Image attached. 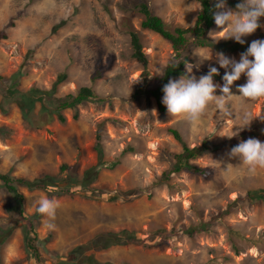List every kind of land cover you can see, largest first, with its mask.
<instances>
[{
  "label": "rangeland",
  "instance_id": "1",
  "mask_svg": "<svg viewBox=\"0 0 264 264\" xmlns=\"http://www.w3.org/2000/svg\"><path fill=\"white\" fill-rule=\"evenodd\" d=\"M141 3L171 28L192 26L201 9L188 0H0V31L8 34L0 41V76L8 79L28 59L20 91L51 90L65 73L55 97L77 94L87 86L104 99L79 107L78 119L66 110L65 123L49 122L37 104L35 123L41 127L35 129L15 103L9 104L7 114L2 112L0 89V131H9L0 132V172L30 180L49 175L59 186L76 183L82 193L49 198L44 191L20 189L30 217L42 198L58 205L54 230L47 228L46 217L35 219L42 261L38 263L26 251L23 229L12 211L14 200L0 182V228L12 232L0 250V264H60L99 234L123 230L135 231L153 246L112 245L94 253L99 263L264 264V202L244 198L249 190L264 189V169L248 174L238 158L230 157L231 149H225L194 161L210 169L211 178L182 171L162 182L175 163L172 154L182 151L170 129L178 130L190 148L205 139L217 145L242 130L238 127L245 110L251 121L245 128L264 125V99L245 104L233 98L227 111L212 103L196 126L160 113L145 90L152 78L162 76L174 51L158 34L141 28ZM259 24L254 34L242 39L250 44L264 40V18ZM130 29L140 33L146 69L133 56ZM220 31L215 24L210 32ZM227 35L225 30L209 36L235 41ZM191 49V75L199 80L210 66L216 67L221 80L213 78L218 85L214 95H223L226 69L216 62L218 52ZM224 55L238 62L241 53ZM97 67L101 78L92 82ZM246 81L242 75L234 82L232 94L240 95L237 88ZM98 136L103 155L96 148ZM254 139L264 143V134ZM63 166L68 169L62 171ZM87 191H96L93 197L98 198H89ZM200 224L209 229L192 237L186 234Z\"/></svg>",
  "mask_w": 264,
  "mask_h": 264
},
{
  "label": "trees",
  "instance_id": "2",
  "mask_svg": "<svg viewBox=\"0 0 264 264\" xmlns=\"http://www.w3.org/2000/svg\"><path fill=\"white\" fill-rule=\"evenodd\" d=\"M194 1L200 4L201 9L195 23L192 26L183 27L175 26L173 28L169 27L164 20L155 15L152 12L151 7L146 3H141L137 8L143 14L144 20L141 22V28L143 30H148L153 33L158 34L164 40H166L172 47L174 54L168 64L163 70L161 77H154L150 80L146 93L154 98L157 102L158 109L160 113L166 114L167 109L162 103L163 99V86L166 85L170 80H176L180 78L181 75L186 74L185 64L192 63L193 59L191 54L188 53L189 50L210 48L218 53L223 54H234V53H244L247 51L250 43L244 41L243 44H239L236 41H216L209 36L210 31L215 26V21L213 14L216 11L214 5L216 0H188ZM239 0H227L228 6L235 10L236 5L240 3ZM264 17H261L263 19ZM64 24L61 23L60 27ZM13 25V24H12ZM131 37V44L134 50V58L143 65L144 69L147 68L148 59L143 53V44L141 40L140 33L134 29L129 30ZM8 34L5 31H0V41L8 39ZM27 60L25 59L18 70L7 79V77L0 76V89L3 97L1 103V110L4 114L9 111V104L15 103L22 112L23 118L26 123L33 124L32 127L40 128L41 125L35 123L38 116L35 114V109L37 104L41 106V113L47 114L48 121L53 122L57 119L61 123H65L66 118L64 112L66 110L74 111V119L79 118V107L84 106L88 102H103L104 99L100 98L92 87H83L77 94H69L65 97L57 98L55 93L59 84L63 83L67 75L65 73L61 74L52 87L51 90H41L38 88H31L30 90L23 92L18 89L20 80L27 75ZM101 71L99 67L96 68L92 76V82L101 78ZM216 81H220V75L213 77ZM8 83V84H7ZM2 134H7L9 131L5 129L0 131ZM170 133L174 138L182 145V151L180 153L172 154L174 160V165L170 172L164 174L163 181L168 183L171 179L173 173H180L186 171L192 174L201 175L206 178L212 177V171L208 168H201L194 163L196 159L204 155L205 153L232 149L237 146L240 142L246 141L249 138H257L264 134V125H254L249 128L242 129L238 132V135L227 139L225 142L220 144H213L209 139H205L200 146L190 148L187 143L183 140V136L176 129H170ZM100 136L96 143L97 151L103 155V150L100 143ZM117 163L112 165L115 168ZM68 169V166H63L62 171ZM0 182L4 187V190L10 194L14 200V205L12 206V211L17 214V219L21 224L22 233L25 241L26 251L34 257L35 261L41 263V255L38 248L39 237L36 232L35 219L40 218L42 215L38 212L30 217L25 213V201L26 197L21 193V188H26L29 191L40 190L47 193L49 198L54 196L60 197L64 194L76 195L82 194L81 189L75 184H67L66 186H59L56 183V178L46 175L42 178H37L30 180L27 178H17L11 174H4L0 172ZM84 184V183H83ZM86 185V184H84ZM89 193L91 195H89ZM96 191H87L86 196L89 198L93 197ZM85 196V194H83ZM245 199L251 201H262L264 202V189L260 190H249L247 191ZM242 200L243 198H239ZM229 213V211H226ZM200 227H193L186 229L185 232L189 236H194L197 232L206 231L209 229L208 225L200 224ZM12 232L10 230H4L0 228V250L2 246L6 243L8 238L11 236ZM135 231L123 230L119 233L108 232L99 234L96 239L92 240L85 246H80L72 250L66 261L60 264H101L94 256L96 251H102L108 249L112 245H127L130 243L142 245L146 248H151L153 245L150 239L147 238H137ZM91 252L88 256V252ZM1 263V261H0Z\"/></svg>",
  "mask_w": 264,
  "mask_h": 264
},
{
  "label": "clouds",
  "instance_id": "3",
  "mask_svg": "<svg viewBox=\"0 0 264 264\" xmlns=\"http://www.w3.org/2000/svg\"><path fill=\"white\" fill-rule=\"evenodd\" d=\"M214 7L216 9L213 14L215 24L222 29L218 33L227 30L226 39H234L237 43L243 44V37L254 34L261 27L259 20L264 17V0H241L236 5L235 11L227 7V0H216ZM218 33L210 32L209 35L212 37ZM216 62L221 68L226 69L223 77L224 84L220 87L223 95H214L218 87L213 82V77L218 75L216 67L210 66L208 73L197 80L194 75H191L194 66L187 63L185 64L186 74L181 75L178 80H170L163 86L162 103L169 116L196 126L202 123L212 103H215L218 109L227 111V102L233 98H239L245 104L264 99V40L252 41L247 51L241 53L238 62L228 58L222 52L216 54ZM228 69L230 71H227ZM242 75L247 77V81L237 88L240 95H233L231 86ZM249 116L250 112L245 110L239 129L250 125ZM230 157L238 158L240 165L246 168L248 174L255 175L258 169H264V143L249 138L233 147ZM57 207L54 200L42 198L36 209L39 214L47 218L46 226L50 230L55 229L52 221L55 220Z\"/></svg>",
  "mask_w": 264,
  "mask_h": 264
}]
</instances>
